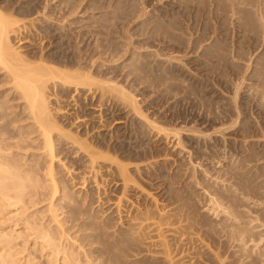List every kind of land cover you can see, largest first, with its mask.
<instances>
[{"label": "rangeland", "instance_id": "obj_1", "mask_svg": "<svg viewBox=\"0 0 264 264\" xmlns=\"http://www.w3.org/2000/svg\"><path fill=\"white\" fill-rule=\"evenodd\" d=\"M69 1L0 0V6L20 15L22 7L31 3L33 16L37 10L46 8L36 18L43 21L47 18V26L52 23L56 27L51 29L52 44L41 47L39 42H26V34L19 37L24 42L20 50L29 54L31 60L54 49L61 38L62 54L75 59L81 56L83 67L87 68L91 66L87 61L93 58L97 72H106L108 75L104 77L111 76L137 97L145 116L160 128L180 132V137H176L179 144L174 145L173 133L160 134L146 128L131 114L122 116L128 117V134L112 130L113 140L121 142L117 145L119 157L129 165L130 175L148 191L149 196L131 198L142 210L134 215L158 218L163 209L168 220H187L194 240L188 246L170 241V246L175 254L186 253L188 264H264V0H71V4ZM16 42L18 39L14 40L18 46ZM132 61L137 72L130 67ZM68 152L59 157L66 166L62 169L66 179L76 177L79 167L71 165L78 158ZM101 174L104 172L100 171ZM110 181L101 185L99 192L87 183L81 188L82 192L93 189L95 199L89 212L95 216L98 209L105 211L102 216L112 226L114 239L121 228L119 225L114 228L118 219L110 203L120 189ZM50 191L46 192L51 194ZM107 197L111 200L109 204ZM103 200L108 207L103 206ZM207 206L212 209L210 212ZM61 212H65L61 217H68L67 209ZM83 221L84 218L65 225L68 231L65 241L76 252L78 245H83L88 254L98 251L96 254H102V260L111 264L109 253L103 251L105 246L98 243L97 237L92 238L94 244L81 243L82 238L94 233ZM199 239L202 243L205 240L204 245L211 247L214 256L202 250ZM131 260L132 264H163L145 251Z\"/></svg>", "mask_w": 264, "mask_h": 264}, {"label": "bare ground", "instance_id": "obj_2", "mask_svg": "<svg viewBox=\"0 0 264 264\" xmlns=\"http://www.w3.org/2000/svg\"><path fill=\"white\" fill-rule=\"evenodd\" d=\"M6 1L11 2L12 0ZM70 2L72 3L71 0L68 3ZM32 7L31 3H27L25 7H22L23 14L16 15L14 10H6L7 8L0 6V264H106L102 260V254H96L98 251L91 255L88 254L89 251L83 249V245H78L79 251L76 252V249L74 250L65 241L68 233L64 229L65 225L82 218L85 221L83 222L89 226L88 229L94 233L82 238L81 243L94 244L92 238L97 237L99 239L97 242L105 246L103 251L109 253L111 264H132L134 260L131 258L138 257L142 251L163 264L181 262L188 264L189 259L184 258L186 253H178V255L172 252L170 241H177L179 245L188 246L194 240L189 231V223L187 220L184 222L183 218L178 222L173 221L174 219H166L167 213H164L163 209L158 218L151 217L152 215L150 217L134 215L140 207L131 198L149 196L148 191L135 180L134 176L130 175L129 165L118 154L117 145L121 142L113 140L112 137V130L115 129L124 130L125 133L122 135H126L128 117H122L124 114H131L133 118L135 116L145 125L144 127L155 132L160 131V134L162 131L173 133V139L176 142L178 141L176 137H180V132L178 133L175 129L160 128L157 122L145 116L140 111L137 97L124 86L110 79L111 76L110 78L104 77L103 75H108L106 72L103 74L97 72L93 58L90 57L87 61L91 62L90 68H87L83 67L84 60L81 56L75 59L66 56V53L62 54L64 48L59 43L62 42L61 38L56 42L57 46L47 54L35 55V61L28 57L29 54L25 55L20 50V46L24 43L21 42L22 39H19L20 35L23 37L26 34V42H39L38 44L42 47L44 44H52L51 29L56 28L51 25L52 23L47 26V18L45 21L36 18L40 12L43 14L46 8L41 11L37 10L36 16H33ZM31 38L33 40H29ZM44 38L48 41L44 42L43 40H46ZM15 39H18L16 42L18 46L14 44ZM130 67L137 72L138 68L133 61ZM113 125L115 127L112 128ZM163 135L165 136V133ZM167 141L169 142L168 139ZM176 142L173 144H179ZM29 150L40 151V153L31 152L29 154ZM68 151L70 155L75 154L78 158L71 165L77 164L79 167L76 177L66 179L62 172L65 165L59 157ZM192 165L195 166V164ZM100 171H103L104 175H99ZM40 172L45 174L41 176ZM60 174L63 175L59 177ZM68 174L66 177H69ZM108 179L114 187L120 189V194L113 199L112 204L110 203V209L118 219V223H114V228L118 229V225L121 228L114 239L111 238L115 235L110 231L112 226L102 216L105 211L98 209L95 216L89 212L94 204L92 200L95 199L93 189L99 192L101 185L107 184ZM86 183L87 186L95 188L82 192L81 187ZM49 189L51 194L46 192ZM74 189L77 190L75 194L74 191L72 192ZM89 191L92 192L88 196ZM105 191L106 189L103 191L104 195L107 192ZM100 197L101 195L97 199L99 200ZM46 201L49 202L48 205L42 207ZM110 201L107 197L106 202L109 204ZM217 201L220 200L217 199ZM96 202L99 204V201L96 200ZM61 209H67L68 217H61L65 213H59ZM211 210L209 209V212ZM232 227L234 228L235 225ZM193 237L195 238V235ZM200 242L206 254L215 255L211 247L206 246L207 243L204 245L205 240L204 243H202L203 240ZM194 249L193 251L196 252ZM225 257L228 255L225 254Z\"/></svg>", "mask_w": 264, "mask_h": 264}]
</instances>
